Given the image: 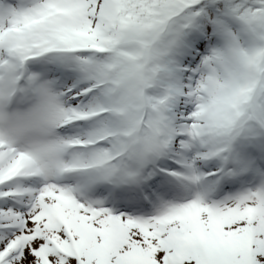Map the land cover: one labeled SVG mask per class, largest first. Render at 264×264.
I'll return each instance as SVG.
<instances>
[{
	"label": "snow or ice",
	"instance_id": "6c2138e0",
	"mask_svg": "<svg viewBox=\"0 0 264 264\" xmlns=\"http://www.w3.org/2000/svg\"><path fill=\"white\" fill-rule=\"evenodd\" d=\"M0 264H264V0H0Z\"/></svg>",
	"mask_w": 264,
	"mask_h": 264
}]
</instances>
